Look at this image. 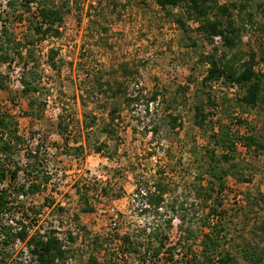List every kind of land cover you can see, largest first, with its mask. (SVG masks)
Returning <instances> with one entry per match:
<instances>
[{
	"label": "rangeland",
	"instance_id": "obj_1",
	"mask_svg": "<svg viewBox=\"0 0 264 264\" xmlns=\"http://www.w3.org/2000/svg\"><path fill=\"white\" fill-rule=\"evenodd\" d=\"M65 9L61 34L37 41L34 48L33 76L41 88L34 95L38 105L44 104L41 117L31 118L24 113L29 99L22 89L13 87L14 80L23 73L19 59H11L0 68V111L17 116L27 140L40 132L43 148L57 151L54 165L67 172L62 174L61 185L57 182L27 200L35 209L47 198L55 204L44 206L38 216L28 213L38 219L41 228L59 229L70 249V264H89L92 256L103 260L96 238L111 253L116 250L113 240L109 241L111 237L130 232L143 241L142 228L155 218V225H160L159 232L168 243L178 242L180 231H200L209 211V203L196 192L207 179L199 178L205 168V148L210 146L222 153L209 143L210 130L205 132L194 122L196 106L208 111L209 87L203 79L209 65L203 58L212 52V45L196 31L197 23L188 18L185 8L168 11L156 0H68ZM249 11L254 13L253 20L241 26L231 53H242L238 65L255 53L256 68L264 70V0ZM176 15L183 17L185 26L177 22ZM28 19L12 24L17 38L23 39L28 31ZM216 45L224 49L222 40ZM51 49L57 52L55 66L48 59ZM106 82L114 88L120 86L122 93H105ZM224 93L231 99L216 116L227 123L231 120L229 111L239 109L231 92H217L220 101ZM152 94L157 95L155 101H149ZM125 96L138 100L128 103ZM17 106L21 113H14ZM115 106L116 120L105 132ZM248 113L264 141V106ZM59 121L68 128L63 130ZM85 121L92 126L85 128ZM33 122L40 130L32 129ZM102 142L106 146L99 151ZM79 145L83 148L76 150ZM253 151L239 148L235 154L239 166L227 176L219 196L215 194L217 200L214 198L226 214L222 219L212 216L209 223H221L226 229L230 239L226 249L237 253L241 246H250L264 257V203L257 199L264 194V149L259 154ZM18 160L26 162L23 152ZM156 182L167 186L166 201L159 214L143 213L145 199L137 195L136 188H153ZM77 188L85 193L87 202ZM88 203L93 204L94 212L82 210ZM60 206L64 208L61 212ZM170 217L171 227L165 223ZM194 245L198 251L200 241ZM176 259L181 261V255L177 254Z\"/></svg>",
	"mask_w": 264,
	"mask_h": 264
},
{
	"label": "trees",
	"instance_id": "obj_2",
	"mask_svg": "<svg viewBox=\"0 0 264 264\" xmlns=\"http://www.w3.org/2000/svg\"><path fill=\"white\" fill-rule=\"evenodd\" d=\"M60 1L62 4L59 5L57 0H0V68L3 63L11 59L13 61L19 59V64L23 69L22 93L29 99V106L24 113L31 118L41 117L44 106V104L38 105V97L34 95L41 90L35 84L33 76L36 62L34 48L37 41L61 34L60 26L65 13H67L65 8L68 6V0ZM156 2L161 8L168 11L179 7L185 8L188 18L197 23L196 31L212 45V52L203 58V61L209 65L203 79V83L209 87L206 96L208 111L206 112L202 106H196L194 117V122L198 127L205 132L210 130L209 143L222 150V153L218 154L216 149L206 146L205 168L199 178L207 176V179H204L205 184H200L196 189L198 196L209 203L207 205L209 211L201 225L203 229L198 231L188 228L185 231H180V238L175 243H168L167 237H162L158 229L160 225H155L156 218L153 221H147L142 228L143 241L139 239V235L133 236L130 232L115 238L111 237L109 241L113 240L112 242L116 245V250L112 253L108 248H104V245L96 238V248L98 251L102 249L104 259L92 256L89 259V264H241L239 258H242L244 264H264V257L256 253L250 246H241V250L237 253L226 249V244L230 243V239L225 233L226 229L221 223H219L220 228L218 224L209 223L212 216L222 219L226 214L224 210L220 209L221 205L217 201L215 202L214 198L215 194L218 197L224 190L227 176L235 167L239 166V162L235 161V154L240 148L239 144L245 151L252 152L254 150L253 152L258 154L260 150L264 149V141L247 116L252 108L264 106V70L256 68L255 53H252L248 60L239 65L238 59L242 53L238 51L231 53L236 46L241 26L245 25L247 21L253 20L254 13L249 11V8L258 4L259 0H224L222 3L218 0H156ZM25 18H29L28 31L23 39H20L13 32L12 24L24 22ZM176 20L185 26L186 23L182 16L176 15ZM237 20L240 21L238 25ZM216 37H220L224 49L217 47ZM56 54L54 49L49 52L48 59L52 66H55ZM221 79L226 83L235 82L239 86V91L234 94L239 111L235 113L229 111L231 120L227 123H224L223 119L216 115H219L225 101L231 98L227 93H224L223 100L220 101V96L218 97L217 92L211 88L212 81ZM105 84L107 85V89H104L105 93L110 91L115 96L122 93L120 86L114 88L109 82ZM102 86H104L103 83L100 84L101 91L103 90ZM1 88H3L2 85H0ZM156 99V94L149 97V101ZM124 100L130 103L138 98L125 96ZM117 110L118 108L115 106L110 111L109 122L104 127L105 132L110 131L109 127L116 120ZM58 125L63 130L68 128V125L62 121H59ZM91 126L92 123L85 121V128ZM243 128L246 131L242 133L241 129ZM0 134H2L0 137V184L6 182L5 186L0 188V215L5 211L13 214L20 211L24 216L31 218L30 225L32 227L38 219L31 217L28 211L38 216L42 214L44 206L52 207L55 200L47 198L39 209H35L33 203L27 204L28 199L12 198V194L33 198L48 189L51 175L47 174L43 167V156L40 152L44 147V142L39 140L36 145H32L34 135L30 137L31 141L21 135L17 116L15 117L6 110L0 111ZM55 144L59 146L58 143ZM104 146L106 143L102 142L97 149L100 151ZM82 148L83 145H79L76 150ZM64 150L68 153L67 149L64 148ZM22 151H24L26 161L24 164L18 160ZM102 190L108 194L106 187H103ZM136 192L138 196L145 199L141 212L159 214L166 201L167 186L163 182H156L153 188L148 185H139ZM77 193L82 200L87 202L88 199H84L85 193L80 188H77ZM257 199L264 203V194L262 193ZM88 204V206H82V210L94 212L93 204ZM63 210L64 208L60 206L59 212ZM172 220V217L166 218L165 223L171 227ZM26 227L23 225L21 231L14 233L12 225H3L2 232L6 238L4 241L0 240V264H5L11 256L7 247L16 238H27ZM58 233H60L59 229H51L45 233L37 229L29 239V243L33 245L32 252L37 256L38 264H70V249L57 235ZM72 234L70 232V238L74 241ZM198 241H200L199 250L195 251L194 244ZM177 254L181 255V261L176 259Z\"/></svg>",
	"mask_w": 264,
	"mask_h": 264
},
{
	"label": "built area",
	"instance_id": "obj_3",
	"mask_svg": "<svg viewBox=\"0 0 264 264\" xmlns=\"http://www.w3.org/2000/svg\"><path fill=\"white\" fill-rule=\"evenodd\" d=\"M215 40H216V43H219L221 41L220 37H216ZM12 66L15 67V63H13ZM21 79L22 77H18L14 80L13 82L14 88L19 89V90L23 88ZM211 88L215 92H221L225 90L227 92H231L232 94H235L237 93V91H239V86L237 83L235 82L226 83L223 81V79L212 81ZM18 112L21 113V107L19 106L16 107V110L14 111V113H18ZM31 127L35 131L40 130V126L35 122H33V125ZM19 129H20L19 133L23 135L21 126ZM1 136L2 134H0V137ZM40 138H41V134L40 132H37L32 140V145H36L39 142ZM239 147L244 150L241 144H239ZM22 152L24 153V151ZM40 152L43 156V167L46 170L47 174L51 175V179L49 181L48 186H54L55 183L57 182H58L57 183L58 185H61L62 184V180H61L62 174L65 175L67 174V172L63 171L62 169H58L54 165L53 159L55 158V156L53 155L57 154V151H48L47 149H44L42 147V151ZM5 184L6 182L4 184H0V188L5 186ZM14 197L19 198V199H30V200H33L34 198V197L28 198L27 196H24V195L17 196L16 194H12V198ZM31 217H34V216H31ZM19 220H20V223H18ZM30 221H31V218L24 216V214L20 211H18L16 214L5 211L3 212V214L0 215V240L1 241H4L6 238V236L2 232L3 225H12L13 227L12 231L14 233H18V231H21L23 225H26L27 226L26 229L28 230V236L26 239H21L20 237H18L14 240V242L11 245L7 247V250L10 252L11 256L6 260L7 262H5V264H38L37 256L33 254L32 252L33 245L29 243V239L36 233L37 229H40V232L42 233L49 232L50 230H48L46 227L41 229L38 220L37 221L34 220L36 224H34L31 227ZM114 225L116 226L117 224L114 223ZM57 235H59L60 238L65 241L64 237H62L60 233H58Z\"/></svg>",
	"mask_w": 264,
	"mask_h": 264
},
{
	"label": "crops",
	"instance_id": "obj_4",
	"mask_svg": "<svg viewBox=\"0 0 264 264\" xmlns=\"http://www.w3.org/2000/svg\"><path fill=\"white\" fill-rule=\"evenodd\" d=\"M70 157V156H69Z\"/></svg>",
	"mask_w": 264,
	"mask_h": 264
}]
</instances>
